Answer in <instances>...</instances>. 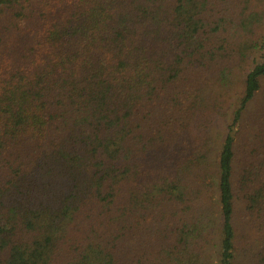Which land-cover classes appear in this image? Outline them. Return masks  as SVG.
Listing matches in <instances>:
<instances>
[{"label":"trees","instance_id":"trees-1","mask_svg":"<svg viewBox=\"0 0 264 264\" xmlns=\"http://www.w3.org/2000/svg\"><path fill=\"white\" fill-rule=\"evenodd\" d=\"M239 248L264 264V3L0 0V264Z\"/></svg>","mask_w":264,"mask_h":264},{"label":"rangeland","instance_id":"rangeland-1","mask_svg":"<svg viewBox=\"0 0 264 264\" xmlns=\"http://www.w3.org/2000/svg\"><path fill=\"white\" fill-rule=\"evenodd\" d=\"M257 3L260 5V4H263L264 3V0H257ZM234 120V116L231 113L228 114V116L226 117V121L223 122V124H220L219 127H217V130H216V133L217 134H223V131H224V128L226 127V125H230L232 124ZM237 130V129H236ZM250 252L249 253H244L240 248H239V251L237 250V260H236V264H252V262L249 261V256H250ZM253 261V259H251ZM211 264H218L216 262V259L214 257V259H212L211 261Z\"/></svg>","mask_w":264,"mask_h":264}]
</instances>
